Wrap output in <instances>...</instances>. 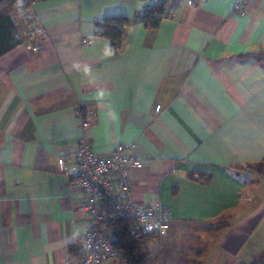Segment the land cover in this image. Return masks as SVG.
Segmentation results:
<instances>
[{"label":"crops","instance_id":"0c3cea01","mask_svg":"<svg viewBox=\"0 0 264 264\" xmlns=\"http://www.w3.org/2000/svg\"><path fill=\"white\" fill-rule=\"evenodd\" d=\"M158 1L37 0L39 51L17 25L21 42L0 56V264H82L81 138L98 155L122 144L145 160L131 166L132 200L172 211L149 261L228 264L225 247L264 215V176L241 169L264 163V0H167L145 27ZM116 15L130 24L113 53L98 23ZM78 107L96 113L91 126Z\"/></svg>","mask_w":264,"mask_h":264},{"label":"built area","instance_id":"2783aa9c","mask_svg":"<svg viewBox=\"0 0 264 264\" xmlns=\"http://www.w3.org/2000/svg\"><path fill=\"white\" fill-rule=\"evenodd\" d=\"M31 2L25 9L11 15L13 23L24 25L26 42L33 50L43 48L42 39L46 37L45 27L40 23ZM86 42L87 39H83ZM160 110V105L155 107ZM83 128L93 124L96 113L91 109L78 107L76 110ZM75 183L81 190L83 209L87 213L90 227L85 231L76 257L82 264H101L111 260L116 264H137L133 258H127L119 245L102 235L98 228L104 219L106 208L115 219L128 221V233L131 238L154 234L164 240L172 218L171 209L161 201L138 203L132 200L131 166H140L144 159L130 154L128 147L118 144L105 156L95 153L90 145L81 138L74 150ZM58 171L70 176L68 163L64 156L57 160Z\"/></svg>","mask_w":264,"mask_h":264},{"label":"trees","instance_id":"16d2710c","mask_svg":"<svg viewBox=\"0 0 264 264\" xmlns=\"http://www.w3.org/2000/svg\"><path fill=\"white\" fill-rule=\"evenodd\" d=\"M33 1L37 0H0V56L9 51L21 42V35L17 26L13 23L11 15L19 12ZM167 0H159L144 8L142 21L145 27L155 28L159 25L161 18L165 14ZM130 24V20L121 15L106 17L98 23V30L101 36L109 40V46L113 53H116L119 44L125 36V29ZM264 56V53H257ZM241 169L254 170L264 176V163L257 162L245 165ZM194 177V174H190ZM209 176H205L203 181H208ZM102 235L111 239L119 245L123 255L127 258L136 259L137 264H147L157 249L151 250L150 243L157 239L156 235H142L136 239L131 238L128 233V221L115 219L112 216H105L98 225ZM243 264H264V251L256 256L252 261Z\"/></svg>","mask_w":264,"mask_h":264},{"label":"rangeland","instance_id":"374dc122","mask_svg":"<svg viewBox=\"0 0 264 264\" xmlns=\"http://www.w3.org/2000/svg\"><path fill=\"white\" fill-rule=\"evenodd\" d=\"M250 226L242 233H238L235 241H230V247H225L231 255L227 259L229 260L228 264H239L240 258H251V255L256 257L264 251V215L253 219ZM161 243L159 239H155L150 243L149 248L151 250L157 249L158 251ZM147 264H161L160 256H155Z\"/></svg>","mask_w":264,"mask_h":264},{"label":"clouds","instance_id":"9594fccd","mask_svg":"<svg viewBox=\"0 0 264 264\" xmlns=\"http://www.w3.org/2000/svg\"><path fill=\"white\" fill-rule=\"evenodd\" d=\"M74 67L79 68L85 75H88L90 69L87 66L74 65Z\"/></svg>","mask_w":264,"mask_h":264}]
</instances>
